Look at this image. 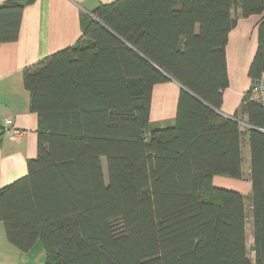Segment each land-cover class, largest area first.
<instances>
[{"label": "trees", "instance_id": "obj_1", "mask_svg": "<svg viewBox=\"0 0 264 264\" xmlns=\"http://www.w3.org/2000/svg\"><path fill=\"white\" fill-rule=\"evenodd\" d=\"M0 5V45L23 10ZM240 16H260L252 86L227 118L179 86L173 125L151 129L155 86L171 78L219 110L227 44ZM81 21L83 40L24 69L39 117L37 157L0 189V221L44 264H264V0H115ZM242 117L246 125L242 126ZM250 147V258L245 197L213 185L244 177Z\"/></svg>", "mask_w": 264, "mask_h": 264}, {"label": "crops", "instance_id": "obj_2", "mask_svg": "<svg viewBox=\"0 0 264 264\" xmlns=\"http://www.w3.org/2000/svg\"><path fill=\"white\" fill-rule=\"evenodd\" d=\"M12 0H0V5ZM115 0H37L23 10L19 39L16 42L0 45V116L11 117L17 136L5 134L0 147V189L10 185L28 173V161L37 157L39 117L31 110V95L24 86V69L37 64L50 55L72 48L82 43L81 21L84 16H94L93 10L100 4ZM235 14L241 15L240 11ZM93 18V17H92ZM258 15L237 17V24L229 34L227 44V72L229 86L223 91L220 114L234 118L242 104L243 97L252 86L249 77L250 66L258 48ZM262 82L264 83V76ZM179 85L168 83L155 86L151 107V122L173 121L177 112ZM242 126L246 118L242 117ZM243 148V171L245 180L215 176L213 185L217 188L232 190L238 183L250 181L241 194L248 199L251 196V153L245 139ZM244 178V177H243ZM248 185V184H247ZM234 191V189H233ZM240 193V192H239ZM247 225L248 250L252 247L253 222ZM250 243V244H249ZM249 244V245H248ZM254 261V253L250 251ZM45 251L38 244L30 253H22L7 239L4 223L0 221V264H44Z\"/></svg>", "mask_w": 264, "mask_h": 264}, {"label": "built area", "instance_id": "obj_3", "mask_svg": "<svg viewBox=\"0 0 264 264\" xmlns=\"http://www.w3.org/2000/svg\"><path fill=\"white\" fill-rule=\"evenodd\" d=\"M251 97L263 108L264 113V83L261 82L252 89ZM264 132V128H261ZM21 132L14 127V121L11 117L0 116V147L2 144V138L5 134L19 135Z\"/></svg>", "mask_w": 264, "mask_h": 264}, {"label": "rangeland", "instance_id": "obj_4", "mask_svg": "<svg viewBox=\"0 0 264 264\" xmlns=\"http://www.w3.org/2000/svg\"><path fill=\"white\" fill-rule=\"evenodd\" d=\"M234 16H236V17H238V16H240V15H237V14H235L234 13ZM167 122V121H166ZM166 122H162V121H157V122H155V120H154V122H151V129H156V128H159V127H168V126H170V125H173L174 123H173V121H171L170 123H166ZM246 144H245V139H244V141H243V148H244V151L246 150ZM245 164H244V167L246 166V164L248 163L249 164V162H244ZM250 176L249 175H245L244 176V178H243V180H245V178H249ZM243 180H238V181H242L243 182ZM236 183L234 186H233V188H232V190L234 189V191H237V192H242L243 190H245L248 186L251 188V184H250V181H248L247 183L245 182L244 184L243 183ZM248 184V185H247ZM252 191V190H251ZM248 202V199L247 198H245V203H247ZM249 203V202H248ZM247 216H248V223H247V225H249L250 226V230H251V225H252V216H251V211H250V205L249 204H247ZM248 239H249V242L251 243V237H247ZM248 239H247V241H248ZM248 243V242H247ZM249 243V244H250ZM248 244V245H249ZM251 250L249 249V252H250ZM251 253V252H250ZM250 257H251V254H250Z\"/></svg>", "mask_w": 264, "mask_h": 264}, {"label": "water", "instance_id": "obj_5", "mask_svg": "<svg viewBox=\"0 0 264 264\" xmlns=\"http://www.w3.org/2000/svg\"><path fill=\"white\" fill-rule=\"evenodd\" d=\"M95 20L96 17L95 16H92ZM172 81L176 82L183 90L187 91L188 93H190L192 96H194V98H196L197 100H199L200 102H202L203 104H205L206 106L212 108L213 110H215L216 112H218L220 114V111L211 107L210 105H208L207 103H205L203 100H201L199 97H197L196 95H194L192 92H190L188 89H186L182 84H180L179 82H177L174 78H171ZM230 119H235V118H232L230 117Z\"/></svg>", "mask_w": 264, "mask_h": 264}]
</instances>
